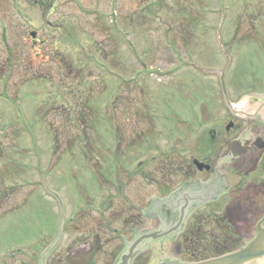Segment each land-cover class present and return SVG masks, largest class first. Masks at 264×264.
Here are the masks:
<instances>
[{
    "label": "rangeland",
    "instance_id": "374dc122",
    "mask_svg": "<svg viewBox=\"0 0 264 264\" xmlns=\"http://www.w3.org/2000/svg\"><path fill=\"white\" fill-rule=\"evenodd\" d=\"M226 54L232 110L220 85ZM259 86L264 0H0V264H38L61 224L46 264L92 250V264H112L132 225L155 227L141 214L151 200L186 172L209 177L192 159L225 169L230 192L187 231L210 238L237 202L248 213L238 234L252 239L264 151L243 169L223 166L222 152L246 119L264 117ZM180 245L183 236L177 258Z\"/></svg>",
    "mask_w": 264,
    "mask_h": 264
},
{
    "label": "flooded vegetation",
    "instance_id": "af4514ba",
    "mask_svg": "<svg viewBox=\"0 0 264 264\" xmlns=\"http://www.w3.org/2000/svg\"><path fill=\"white\" fill-rule=\"evenodd\" d=\"M253 96L255 100L264 101V87L259 86L255 89ZM234 119L238 120L237 116L234 115ZM246 120L247 123L245 130H243V132H241L236 138L225 143L222 152V155L225 157L223 166L230 163L234 164L241 160L240 167L243 169L248 162L253 163L260 160L262 152L264 151V117L253 116ZM254 127L258 129V133L254 132ZM213 132H215V137H211V140H214L218 135L216 131L213 130ZM249 157H251V160H248ZM195 162L209 165L210 169L199 170ZM191 165L197 172H211L209 177L207 179H200L192 177L186 172L182 185L171 190L168 195L156 197L149 202L145 209H141V214L145 212L142 215L144 219L155 223L154 228L146 229L144 232L162 227L173 229L171 234L160 240H147L142 244L143 253H146L147 251L151 253L153 260L152 264H155L156 261L163 260L162 258L166 257L168 250L170 251L171 245L176 243L181 236H184L187 233V223L197 210L218 203L223 196L230 192L225 169L220 171L219 169H216L210 161L196 159H192ZM167 189H169V187H167ZM186 192L189 193L188 196ZM187 200L192 201L187 204ZM244 206L245 205L241 206L236 202L228 205V207H231L228 209L229 211H232L233 216L236 213L245 215V220L247 222L248 213H245L246 211L243 213L241 212L242 207ZM231 211L229 212L230 214ZM262 223H264V218L259 225H262ZM259 225L257 227H259ZM243 230L246 232L247 228H243ZM130 233V242H132L142 232L138 230L137 225H132ZM122 237V239L126 238L125 236ZM242 237L244 238L245 235ZM124 242H126V239H124ZM127 243L129 242L125 243V247ZM180 253L181 245L179 246V254Z\"/></svg>",
    "mask_w": 264,
    "mask_h": 264
},
{
    "label": "water",
    "instance_id": "95a60500",
    "mask_svg": "<svg viewBox=\"0 0 264 264\" xmlns=\"http://www.w3.org/2000/svg\"><path fill=\"white\" fill-rule=\"evenodd\" d=\"M227 63L223 70H221L220 75V85L222 93L226 99V104L229 109H233V104L231 103L228 96V88L226 83V72L230 64V57L226 55ZM234 126L233 122H230L226 130L229 131ZM211 137H215V132L211 133ZM199 170H209L210 166L203 163L195 162ZM52 193V192H51ZM59 201L61 208V221L64 217V205L61 198L52 193ZM188 196V192H186ZM192 200H187V204ZM173 232V229H166L164 227L142 232L137 236L132 242L127 243L124 251L117 257L114 264H133L136 260V264H152V256L150 252L143 253L142 244L147 240H160ZM62 237V224L59 227V233L56 240L49 245L40 255L38 264H46V261L51 256V254L56 249L60 239ZM138 257V258H137ZM137 258V259H136ZM163 260L156 261L155 264H258L264 261V225H259L256 231L249 241H244L242 245L235 251L226 253L222 256L199 261V262H184L177 258L174 252V243L170 247V251ZM158 262V263H157Z\"/></svg>",
    "mask_w": 264,
    "mask_h": 264
},
{
    "label": "trees",
    "instance_id": "16d2710c",
    "mask_svg": "<svg viewBox=\"0 0 264 264\" xmlns=\"http://www.w3.org/2000/svg\"><path fill=\"white\" fill-rule=\"evenodd\" d=\"M245 219V215L242 214H234V216L230 213L224 214L223 218L215 221L217 223V233L213 231L214 234H211L210 238L205 236V232H201V229L190 228L183 236L180 257L186 261H200L216 258L236 250L242 240V236L238 234L242 231V228L238 226L246 221ZM197 224L199 227H203L201 223ZM94 255L93 250L84 253L78 251L68 256L66 261L67 264H92ZM51 264L57 263L52 261Z\"/></svg>",
    "mask_w": 264,
    "mask_h": 264
},
{
    "label": "bare ground",
    "instance_id": "6f19581e",
    "mask_svg": "<svg viewBox=\"0 0 264 264\" xmlns=\"http://www.w3.org/2000/svg\"><path fill=\"white\" fill-rule=\"evenodd\" d=\"M242 105L244 106L245 105V101H242L241 103H240V106L242 107ZM258 264H264V261L263 262H260V263H258Z\"/></svg>",
    "mask_w": 264,
    "mask_h": 264
}]
</instances>
